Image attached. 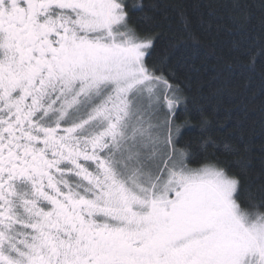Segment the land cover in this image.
<instances>
[{"label":"snow or ice","instance_id":"snow-or-ice-1","mask_svg":"<svg viewBox=\"0 0 264 264\" xmlns=\"http://www.w3.org/2000/svg\"><path fill=\"white\" fill-rule=\"evenodd\" d=\"M208 7L249 19L242 0ZM134 12L151 20L143 0H0V264H264L247 146L203 110L180 146L187 98Z\"/></svg>","mask_w":264,"mask_h":264},{"label":"trees","instance_id":"trees-1","mask_svg":"<svg viewBox=\"0 0 264 264\" xmlns=\"http://www.w3.org/2000/svg\"><path fill=\"white\" fill-rule=\"evenodd\" d=\"M217 0H143L151 16L141 22L139 13H132L133 22L141 34L156 37V47L150 63L162 64L165 74H174L170 81L179 84L187 98L188 111L177 110L176 122L181 127L180 146L189 144L195 150L200 137L195 128L201 110L213 122V134L219 139L242 137L252 167L242 176L245 187L259 200V189L264 183V87L260 69L264 67V0H242L249 14L244 20L239 13L217 8L210 13L208 5ZM193 49L198 55H193ZM256 55V75L247 70L250 58ZM223 125V127H221ZM216 156L231 164L232 156L219 152ZM213 159L203 154L193 161L192 167ZM248 192L242 188L243 201Z\"/></svg>","mask_w":264,"mask_h":264},{"label":"rangeland","instance_id":"rangeland-1","mask_svg":"<svg viewBox=\"0 0 264 264\" xmlns=\"http://www.w3.org/2000/svg\"><path fill=\"white\" fill-rule=\"evenodd\" d=\"M175 123H176V125L180 126V125L176 122V120H175ZM181 130H182V129H181Z\"/></svg>","mask_w":264,"mask_h":264}]
</instances>
